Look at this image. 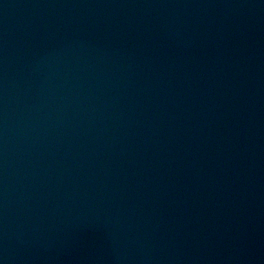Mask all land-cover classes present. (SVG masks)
Wrapping results in <instances>:
<instances>
[{
  "label": "water",
  "instance_id": "1",
  "mask_svg": "<svg viewBox=\"0 0 264 264\" xmlns=\"http://www.w3.org/2000/svg\"><path fill=\"white\" fill-rule=\"evenodd\" d=\"M0 264H264V0H0Z\"/></svg>",
  "mask_w": 264,
  "mask_h": 264
}]
</instances>
